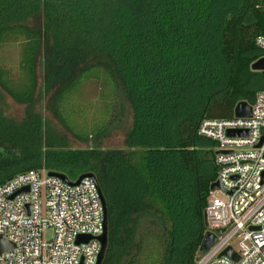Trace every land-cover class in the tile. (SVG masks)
<instances>
[{"label":"trees","instance_id":"16d2710c","mask_svg":"<svg viewBox=\"0 0 264 264\" xmlns=\"http://www.w3.org/2000/svg\"><path fill=\"white\" fill-rule=\"evenodd\" d=\"M257 35L264 0H0V49L19 44L21 75L13 84L0 60V185L29 169L90 173L107 218L101 264H195L217 175L198 126L264 87ZM4 93L26 104L21 118ZM127 113L123 145L103 146Z\"/></svg>","mask_w":264,"mask_h":264},{"label":"built area","instance_id":"2783aa9c","mask_svg":"<svg viewBox=\"0 0 264 264\" xmlns=\"http://www.w3.org/2000/svg\"><path fill=\"white\" fill-rule=\"evenodd\" d=\"M255 43L264 56V35ZM227 130L247 134L229 136ZM198 133L216 142L219 186L210 188L204 211L206 231L217 238L195 264H264V87L249 117L205 118ZM70 182L29 169L0 185V234L13 244L0 253V264H96L104 219L100 192L92 177ZM81 235L90 239L78 241ZM227 246L236 261L219 255Z\"/></svg>","mask_w":264,"mask_h":264},{"label":"rangeland","instance_id":"374dc122","mask_svg":"<svg viewBox=\"0 0 264 264\" xmlns=\"http://www.w3.org/2000/svg\"><path fill=\"white\" fill-rule=\"evenodd\" d=\"M19 48H20V46L17 42H9V43H6L0 49V60H2V62L5 66H8L11 68L12 76H10V77L12 79L13 84L20 83L19 81L21 79L20 69L18 67V61H19V57H20L19 56ZM40 74H41V69L38 66L37 75H38L39 79L37 80L35 91H37V88L40 86V83H41ZM96 89L97 88L96 87L94 88V86H88L86 88L87 91L91 92L92 94L97 95ZM4 94H5V96H4V99H2L3 100L2 106L5 110V114L10 116V117L16 118V119L21 118L25 112L26 104L20 103V102L14 100L10 96H8L6 93H4ZM83 100L87 101V100H89V97L85 96V97H83ZM37 108L43 112L44 117H47V118L51 119L52 122L57 123V121L52 118V116L48 113V111H46L44 106L42 107L39 105V106H37ZM125 119L126 120H124V123L122 125H119V126L117 125L115 128L110 130L104 136L103 141H102L103 146H105V147H119V146L123 145V141H122L123 130H124L123 128H124L125 124L127 123V121L129 120V113L126 114ZM59 128H61L60 124H59ZM68 137L70 138V140L73 139L72 135L70 133H68ZM72 143H73V145H76V146H86V145H89V143H91V142L89 141L88 143H85V142H81V141H76V142L73 141ZM207 147H208L207 149H210L213 152L217 151L216 145H209ZM143 223H144V221L141 223L142 226L144 225ZM49 236H50V231L47 230L43 233L44 238H48ZM233 248L236 250V249H238V246L235 243H233Z\"/></svg>","mask_w":264,"mask_h":264},{"label":"water","instance_id":"95a60500","mask_svg":"<svg viewBox=\"0 0 264 264\" xmlns=\"http://www.w3.org/2000/svg\"><path fill=\"white\" fill-rule=\"evenodd\" d=\"M251 69L263 72L264 71V56L258 58L255 62H253L251 64ZM250 115H251V105L246 100H241L237 102L234 108V116L235 117H249ZM246 134H247V130H227V135L229 136L246 135ZM259 145L260 143L258 144V146ZM49 174L57 175L65 179L66 181L70 182L61 174L53 173V172H49ZM85 176H89L94 179L92 174L87 173V174L80 175L75 181L70 182V183H78ZM215 186L217 187L219 186V183L217 181L212 182L210 185V188L212 189ZM99 192H100L101 200L104 206V219H103V232L98 237L101 242V248L98 254L96 264H101L104 253H105V249L107 246V218H106V211H105V202H104V198L100 190ZM221 232H222V228L217 229L218 234H220ZM216 238L217 237L213 232L206 231L201 241L199 251L206 252L209 249V247L213 245V243L216 241ZM88 239H90V236L81 235L78 237V241H87ZM12 247H13V244L10 241H8L3 235L0 234V253H2L3 251H9L10 249H12ZM219 255L220 256L225 255L234 261L238 259V254L233 250L231 246H227L226 248H224Z\"/></svg>","mask_w":264,"mask_h":264}]
</instances>
